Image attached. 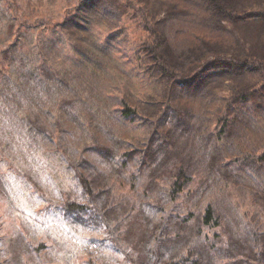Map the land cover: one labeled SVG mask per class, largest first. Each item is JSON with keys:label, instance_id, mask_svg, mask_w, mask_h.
<instances>
[{"label": "trees", "instance_id": "trees-1", "mask_svg": "<svg viewBox=\"0 0 264 264\" xmlns=\"http://www.w3.org/2000/svg\"><path fill=\"white\" fill-rule=\"evenodd\" d=\"M119 1L123 9L113 14L117 24L124 21L126 31L127 21L134 19L140 32L132 53L121 60L142 84L143 94L123 92L112 103L110 117L132 133L147 132L127 147L119 138L104 136L99 124L90 125L104 142L94 139L82 154H89V160L95 156L101 167L77 157L73 167L85 192L79 206L67 203L66 212L82 213L88 229L97 222L89 223L87 214L108 228L113 221L128 228L135 217L146 223L152 246L148 237L139 241L141 250L131 264H264V0H180V7L169 0H83L80 5L87 13L104 12V6L112 9L110 4ZM29 3L6 2L12 16L6 30L12 41L1 50L6 61L22 54L24 42L36 58L42 56L39 37L26 31L50 26L36 17L14 22ZM108 16L112 22L111 12ZM62 26L78 27L75 13ZM74 49L77 53L80 47ZM52 62L43 58L27 72L33 76L43 66L51 72ZM22 65L27 67L24 60ZM62 103L72 106L70 100ZM28 124L34 133L35 124ZM157 173L166 182L165 191L157 192L154 202L146 189L142 193L155 212L164 213L162 195L174 203L183 197V205H194V211L175 213L182 209L178 204L169 213L175 217L172 223L154 226L142 204L128 197L115 203L114 192L128 185L137 194L146 178L158 180ZM193 183L197 187L190 190ZM231 189L244 191L251 209L239 211Z\"/></svg>", "mask_w": 264, "mask_h": 264}, {"label": "rangeland", "instance_id": "rangeland-1", "mask_svg": "<svg viewBox=\"0 0 264 264\" xmlns=\"http://www.w3.org/2000/svg\"><path fill=\"white\" fill-rule=\"evenodd\" d=\"M30 1L25 13L17 14L14 22L36 17L50 26V29L44 26L26 31L39 37V49L44 48L42 56L36 58L25 49L28 43L24 42L22 54L18 51L6 61L1 50L12 41L6 31L12 16L5 9L7 0H0V264H131L141 250L138 242L151 239L148 232L144 233L146 223L135 217L128 228L115 221L108 228L98 217L87 214L89 223L97 222L94 229H88L83 224L82 213H68L66 209L71 202L79 206L85 192L73 164L80 154L89 155L82 153L91 141L104 142L102 133L95 132L90 125L99 124L104 136L108 133L110 140L119 138L127 147L142 141L147 132L140 129L132 133L110 117L112 103L119 102L123 92L129 91L135 97L143 94L142 84L121 60L135 48L140 34L137 24L134 19L126 20L127 26L130 23L126 31L121 27L125 24L124 17L122 24H117L113 14L123 9L120 1L110 4L111 8L114 6L112 9L104 6V12L89 9L88 13L80 5L83 0ZM169 1L181 5L180 0ZM77 5L79 9L75 10ZM74 13L78 27L65 30L63 23ZM79 47L75 53L74 48ZM45 52L49 54L46 56ZM19 55L25 58L18 60ZM46 57L53 61L51 72L44 66L33 76L27 72ZM69 100L72 106L62 103ZM15 103H20L22 108ZM28 123L35 124L34 133L28 131ZM86 160L94 168L101 167L95 156ZM100 170L103 172L105 168ZM157 174L158 180L153 181L154 175L146 178L137 194L130 193L128 185L116 190L118 197L114 202L128 197L136 205L142 204L141 209L154 226L175 219L169 213L178 204L182 209L176 208L175 213L194 211V205H183V197L174 203L162 195L164 213L157 214L152 206L153 197L167 187L163 176ZM195 183L190 190L196 189ZM145 189L153 202H146L142 195ZM230 191L239 211L251 209L244 191ZM152 231L151 228L149 232ZM152 243L153 239L149 240V245Z\"/></svg>", "mask_w": 264, "mask_h": 264}]
</instances>
